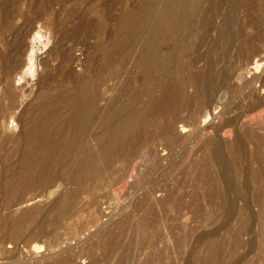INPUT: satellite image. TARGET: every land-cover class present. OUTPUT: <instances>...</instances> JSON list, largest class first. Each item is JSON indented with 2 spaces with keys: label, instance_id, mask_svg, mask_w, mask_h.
<instances>
[{
  "label": "rangeland",
  "instance_id": "374dc122",
  "mask_svg": "<svg viewBox=\"0 0 264 264\" xmlns=\"http://www.w3.org/2000/svg\"><path fill=\"white\" fill-rule=\"evenodd\" d=\"M176 1L0 0V264H264V0ZM175 76L187 93L163 119ZM83 96L70 145L26 172Z\"/></svg>",
  "mask_w": 264,
  "mask_h": 264
},
{
  "label": "bare ground",
  "instance_id": "6f19581e",
  "mask_svg": "<svg viewBox=\"0 0 264 264\" xmlns=\"http://www.w3.org/2000/svg\"><path fill=\"white\" fill-rule=\"evenodd\" d=\"M177 1H178V0H177ZM177 1H176V2H177ZM192 1H193V0H191V2H192ZM180 2H181L183 5L185 4V1L182 2V1L180 0ZM188 2H189V1H188ZM188 2L186 1L187 4H188ZM189 3H190V2H189ZM193 3H194V1L192 2V5H193ZM195 3H196V2H195ZM195 3H194V7H195ZM175 4L177 5L178 2L175 3ZM182 4H181V5L178 4V6L181 7ZM221 4H222V3H221ZM185 5H186V4H185ZM222 5H223V4H222ZM186 6H187V5H186ZM190 6H191V5H190ZM196 6H197V5H196ZM194 7H193V8H194ZM219 7H220V6H219ZM181 8H184V9H185V6H184V7L182 6ZM186 8H187V10H188V6H187ZM179 10H180V9H179ZM182 11H184V10L182 9ZM185 11H186V10H185ZM185 11H184V12H185ZM192 11H193V9H192ZM177 12H178V11H177ZM187 12H188V11H187ZM175 13H176V12H175ZM178 13H179V12H178ZM184 14H186V13H184ZM187 14H188V13H187ZM189 14H191V12H189ZM189 14H188V15H189ZM175 15H176V14H175ZM177 15H178V14H177ZM177 15H176V16H177ZM180 15H183V12H182V14H181V11H180L179 16H180ZM188 15H185V16H188ZM176 16H175V17H176ZM177 17H178V16H177ZM177 17H176V19H177ZM173 18H174V17H173ZM187 18H189V17H187ZM176 19H175V20H176ZM178 19H179V17H178ZM178 19H177V20H178ZM175 20L173 19L172 22L175 21ZM177 20H176V21H177ZM183 20H184V19H183ZM176 21H175V22H176ZM213 21H214V20H213ZM180 22H182V16H181V21H180ZM180 22H179V23H180ZM174 24H175V25L177 24L176 26H178V22H177V23H174ZM181 24H182V23H181ZM181 24H179V25H181ZM161 26H162V25H161ZM168 26H170L169 28H171V25H168ZM168 26H167V28H168ZM172 26H173V25H172ZM163 27H164V26H163ZM174 27H175V26H174ZM162 29L165 30L164 32H166V29H164V28H162ZM158 30L160 31L161 29H157V31H158ZM163 30H162V31H163ZM168 30H169V29H168ZM172 30H173V27H172ZM155 31H156V30H155ZM162 31H160V32H161V33H160L161 36H163V35H162V33H163ZM169 31H170V30H169ZM169 31H168V32H169ZM168 32H167V33H168ZM172 32L174 33V31H172ZM175 32H176V31H175ZM156 33H157V32H156ZM173 33L170 34V35L173 36V35H174ZM152 34H153V32H152ZM175 34H176V33H175ZM154 35H155V34H154ZM158 35H159V34H158ZM164 35H166V34H164ZM131 36H132V35H131ZM131 36H130V38H131ZM150 36H151V35H150ZM152 36H153V35H152ZM152 36H151V37H152ZM156 36H157V35H156ZM175 36H176V35H175ZM134 37H135V36H134ZM151 37H148V39L150 38L149 41L152 40ZM159 37H160V36H159ZM159 37H158V38H159ZM163 37H164V36H163ZM165 37H166V36H165ZM165 37H164L165 40L163 39L162 41H166V38H165ZM167 37H169V36H167ZM40 38H41V36H40L39 34L35 33V34L32 36L30 42H31V43H35V42L38 41ZM135 38H136V37H135ZM156 38H157V37H156ZM133 39H134V38H132V39H130V40L128 39V41H131V40H133ZM146 39H147V38H146ZM148 39H147V41H148ZM161 39H162V38L160 37V40H161ZM154 41H155V40H154ZM131 42H132V41H131ZM131 42H129V43H131ZM156 42H157V40H156ZM159 42H160V41H159ZM159 42H158V44L156 43L158 46L161 45ZM129 43H127V44H129ZM150 43L152 44V43H153V40H152V42H150ZM161 43H162V42H161ZM163 43H164V42H163ZM144 44L147 46L148 42L146 43V41H145ZM144 44H143V45H144ZM153 44H155V43H153ZM153 44H152V45H153ZM165 44H166V42H165ZM165 44H164V46H165ZM188 44L190 45L189 42H188ZM188 44H187V45H188ZM192 44H193V43H192ZM145 45H144V46H145ZM149 45H150V44H148V46H149ZM152 45H151V46H152ZM187 45H186V46H187ZM189 45H188V47H189ZM193 45H195V44H193ZM23 46H24V43H23ZM146 46H145V48H144L143 50H142V49H141V50H142V51L146 50V48H147ZM151 46H149V48H150ZM153 46H155V45H153ZM158 46H156V47H158ZM191 46H192V45H191ZM130 47H131V46L129 45V48H130ZM156 47H155V49H156ZM166 47H167V46H166ZM168 47H169V46H168ZM170 47H171V46H170ZM170 47H169V48H170ZM199 47H200V46H199ZM131 48H132V47H131ZM142 48H143V46H142ZM149 48H148V50H149ZM153 48H154V47H153ZM164 48H165V47H164ZM189 48H190V47H189ZM191 48L194 50L193 47H191ZM158 49H160V48H158ZM184 49L186 50L185 47H184ZM148 50H147V51H148ZM153 50H154V49H153ZM163 50H164V49H163ZM168 50H169V49H167V52H168ZM173 50H174V49H173ZM190 50H191V49H190ZM198 50H199V49H198ZM160 51H161V50H155V51L153 52V51H152V48H151V53L149 54V58L147 59V60H148V63H147L148 65H150V64L153 63V62H155V60H156V61H159V60H157V59H159L158 57H159L160 54H161ZM17 52H18V51H17ZM140 52H141V51H140ZM169 52H172V50H170ZM182 52H184V51H182ZM193 52H194V51H193ZM196 52H197V51H196ZM141 53L143 54L144 52H141ZM146 53H147V52H146ZM146 53H145V54H146ZM172 53H173V52H172ZM172 53H171V54H172ZM191 53H192V50H191ZM16 54H17V53H15V51H14V49H13V50L10 52L9 56H8V60L10 61V60H12L13 57H16ZM145 54H144L143 56H144L145 58H147V55H145ZM169 54H170V53H169ZM169 54H168V56H169ZM193 54H194V53H193ZM32 55H33V51L31 50V51L29 52L28 56H27V59H26V65H25V67L23 68V70L20 72L22 76L27 75V73H28L29 71L31 72V69H32ZM166 55H167V54H166ZM182 55H183V53H182ZM184 55H185V53H184ZM162 56H163V55H162ZM174 56H175V55H174ZM216 56H217V55H216ZM216 56H215V57H216ZM140 57H141V59L143 58L142 56H140V53H139V58H140ZM166 57H167V56H166ZM166 57H165V58H166ZM195 57H197V56H194V58H195ZM201 57H202V56H201ZM203 57H204V56H203ZM162 58H163V57H162ZM165 58H163V59H165ZM174 58H175V57H174ZM191 58H193V57H191ZM194 58H193V59H194ZM197 58H199V56H198ZM209 58H210V57H209ZM141 59H139L140 61H138V62H141V61H142ZM167 59H168V57H167ZM170 59H171V58H170ZM170 59H168V61H169ZM175 59H177V58H175ZM200 59H201V58H200ZM203 59H204V58H202L201 60H203ZM211 59H212V58H211ZM211 59H209L208 62H209V63L211 62V63L214 64V62H216V61H213V62H212V61H210ZM216 59H217V58H216ZM144 60H146V59H144ZM165 60H166V59H165ZM172 60H174V59H172ZM172 60H171V61H172ZM178 60H179V58H178ZM178 60H177V61H178ZM190 60H191V59H189V61H190ZM198 60H199V59H198ZM198 60H197V61H198ZM136 61H137V60H136ZM160 61H161V60H160ZM181 61H182V60H181ZM191 61H192V60H191ZM191 61L188 62V63H191ZM197 61H196V62H197ZM217 61H218V59H217ZM143 62H144V61H143ZM172 62H173V61H172ZM175 62H176V60H175ZM175 62H174V64H175ZM178 62L180 63V61H178ZM192 62H193V64L195 63L194 61H192ZM205 62H206V60H205ZM208 62H207V64H209ZM136 63H137V62H136ZM156 63H157V62H156ZM162 63H163V62H162ZM165 63H167V62L165 61ZM176 63H177V62H176ZM179 63H177V67H178V64H179ZM219 63H220V62H217V63H216V64H217V66H216L217 68H218V64H219ZM140 64H142V63H139V65H140ZM143 64H146V63H143ZM143 64H142V66H143ZM172 64H173V63H172ZM205 64H206V63H205ZM213 64H212V65H213ZM137 65H138V64H137ZM153 65H154V64H153ZM157 65H159V63H158ZM157 65H156V68H157ZM163 65H164V64H163ZM167 65H168V63H167ZM169 65H170V62H169ZM190 65H191V64H190ZM190 65H186V67L189 66V68H190ZM194 65H195V64H194ZM209 65H210V64H209ZM142 66H141V67H142ZM151 66H152V64H151ZM154 66H155V65H154ZM154 66H153V67H154ZM172 66H173V65H172ZM191 66H192V65H191ZM219 66H220V65H219ZM138 67H139V66H138ZM159 67H160V66H159ZM163 67H166V66H163ZM168 67L170 68L171 66H168ZM192 67H193V66H192ZM206 67H207V66H206ZM213 67H214V65L212 66V68H211V67H208L209 69L206 68V71H207V69H208L207 72H210V73H211V69L214 70V69L216 68V67H215V68L213 69ZM145 68H146V67H145ZM173 68H174V67H173ZM175 68H176V67H175ZM175 68H174V69H175ZM210 68H211V69H210ZM220 68H221V67H220ZM141 69H142V68H141ZM159 69L162 70L161 67H160ZM167 69H168V68H167ZM187 69H188V68H186V70H187ZM148 70H149V69H148ZM148 70H147V72H148ZM151 70H153V69H151ZM170 70H171V69H170ZM170 70H169V71H170ZM175 70H177V69H175ZM175 70H174V71H175ZM186 70H185V72L189 71L190 69L187 70V71H186ZM193 70H194V69H193ZM203 70H205V69H203ZM203 70H202V69L200 70V74H202L201 71H203ZM209 70H210V71H209ZM215 70H216V69H215ZM215 70H214V73H213V74L217 73V75H218V71H220V69H217V70H216L217 72H215ZM154 71H156V69H155ZM154 71H153V72H154ZM162 71H164V70H162ZM162 71H161V74H163ZM169 71H168V72H169ZM198 71H199V70H198ZM198 71H197V72L195 71V72L198 73ZM206 71H205V72H206ZM143 72H144V67H143ZM158 72H159V71H158ZM165 72H166V71H165ZM171 72H173V70H171V71L165 76V78H166L169 74H171ZM175 72H176V71H175ZM175 72H174V73H175ZM177 72H178V70H177ZM177 72H176V73H177ZM189 72H190V71H189ZM191 72H192V71H191ZM195 72H194V73H195ZM32 73H33V72H32ZM144 73H145V72H144ZM148 73H149V72H148ZM148 73H146V74H148ZM151 73H152V71H151ZM176 73H175V74H176ZM181 73L183 74L184 72H181ZM181 73L178 72V74H181ZM192 73H193V72H192ZM196 73H195V74H196ZM210 73H209V75H212V74H210ZM142 74H143V73H142ZM187 74H188V73H187ZM195 74H194V75H195ZM207 74H208V73H207ZM172 75H173V74H172ZM172 75H171V76H172ZM184 75H185V74H184ZM189 75H190V73H189ZM144 76H146V75H144ZM173 76H174V75H173ZM178 76H179V75H178ZM181 76H183V75H181ZM185 76H186V75H185ZM187 76H188V75H187ZM187 76H186V77H187ZM191 76H192V75H191ZM191 76H188V78L191 77ZM195 76H196V75H195ZM198 76H200V75H198ZM204 76H205V75H204ZM204 76H203V77H204ZM207 76H208V75H207ZM214 76L216 77V75H214ZM175 77H177V76H175ZM175 77H174V78H175ZM192 77H194V76H192ZM201 77H202V76H201ZM210 77H211V76H210ZM165 78H164V80H165ZM170 78H171V80L174 79V78L172 79V77H170ZM177 78H179V77H177ZM194 78L196 79L197 77H194ZM199 78H200V77H199ZM211 78H212V77H211ZM180 79H181V78H179V80H180ZM186 79H187V78H186ZM191 79H192V78H191ZM195 79H193V80H191V81L194 82ZM203 79H204V78H203ZM208 79H209V76H208V78H206V76H205L204 81H205V80H208ZM164 80H162V82H163ZM179 80H178V81H179ZM187 80H188V79H187ZM187 80H186V81H187ZM199 80H201V78H200ZM211 80H212V79H210V81H211ZM167 81H168V80H167ZM178 81H177V82H174V81H173V82H174V84H176V83H178ZM184 81H185V80H184ZM189 81H190V80H189ZM189 81H188V82H189ZM191 81H190V82H191ZM201 81H202V80H201ZM204 81H203V82H204ZM169 82L171 83L170 80H169ZM169 82H168V83H169ZM180 82H182V81L180 80ZM193 82L190 83V87H191V85L194 86V84H195L194 87L197 86L196 88H199V83H201V82H199V81H197V80H195L194 83H193ZM207 82H208V83H207ZM207 82H206L207 84L205 83L206 85L209 84V80H208ZM163 83H165V82H163ZM163 83H162L161 86H163ZM168 83H167V84H168ZM170 83H169V84H170ZM167 84H166V85H167ZM171 84H173V83H171ZM178 84H179V83H178ZM178 84H176V85H178ZM182 84H183V82L181 83V86L179 85V86L181 87V88H180V87H179V88L182 89V90L176 92V90H177V89H176V90H174L175 92H174L173 94L170 93V95H169V92H171V91H170L171 89H170L169 91L167 90L166 92L162 93V94H163L162 96L160 95V96H161V102H160V104H159L160 106L158 105V106L156 107V109L154 108L155 110L152 109L153 107L151 108V111H154L153 114H155V112H156V113L159 114L160 116L162 115L161 117H163V116L165 117V116L168 115L169 113H172V114L174 113V114H175V117H176V113L179 112V110L177 111V109H178V108L180 109V106H179V105H180V103L182 102V99H181L182 94L185 93V92H184V89H183V87H182ZM186 84L188 85L189 83L186 82ZM201 84H202V83H201ZM201 84H200V85H201ZM205 84H204V85H205ZM158 85H159V83H158ZM187 85H186V87H187ZM209 85H210V84H209ZM212 85H213V84H212ZM263 85H264V84H263ZM159 86H160V85H159ZM168 86H169V85H168ZM168 86H166V87H168ZM170 86H173V85H170ZM170 86H169V88H170ZM183 86H185V84H184ZM201 86L203 87V85H201ZM190 87H187V90H189ZM204 87H205V86H204ZM204 87H203V92H204V90H205ZM164 88H165V87H164ZM176 88H178V87L176 86ZM191 88H193V87H191ZM191 88H190V89H191ZM206 88H208V87H206ZM160 89H163V87H162V88L160 87ZM172 89H175V88H172ZM208 89H209V88H208ZM208 89H207V90H208ZM210 89H211V86H210ZM210 89H209V90H210ZM163 90L165 91V89H163ZM178 90H179V89H178ZM187 90H186V91H187ZM191 90H192V89H191ZM193 90H195L197 93L199 92L197 89H193ZM209 90H208V91H209ZM201 91H202V89H201ZM161 92H162V91H160L159 93H161ZM172 92H173V90H172ZM203 92H202V93H203ZM206 92H207V91H206ZM210 92H211V90H210ZM186 93H187V92H186ZM186 93H185V94H186ZM192 93H193V92H192ZM202 93H201V96L203 97V95H204L205 92H204L203 94H202ZM207 93H209V92H207ZM185 94H184V95H185ZM193 94H194V93H193ZM198 94H200V92H199ZM198 94H197V96H196V95H195V96L198 97ZM209 94H210V93H209ZM211 94H212V92H211ZM158 95H159V94H158ZM169 96H170V98H169L168 100H171L170 102L166 99V98L169 97ZM186 96H188V95H186ZM186 96H185V97H186ZM201 96L199 95L200 98H198V99H201ZM205 96H206V95H205ZM205 96H204V97H205ZM207 96H208V95H207ZM207 96H206V97H207ZM204 97H203V98H204ZM156 98H157V97H156ZM187 98H188V97H187ZM190 98H191V97H190ZM190 98H189V99H190ZM193 98H194V97H193ZM208 98H209V96H208ZM158 99H159V98H158ZM158 99H157V102L160 100V99H159V100H158ZM189 99H188V100H189ZM191 99H192V98H191ZM194 99L196 100L197 98H194ZM204 99H205V98H204ZM206 99H207V98H206ZM153 101H154V100H153ZM153 101H152V102H153ZM185 101H186V100L183 99V102H184V103H185ZM191 101H194V100L192 99V100H190V102H191ZM196 101H197V100H196ZM201 101H202V100H201ZM201 101H199V102L202 103ZM92 102H94V100H91V98H89L88 96H83L82 98H80V99L78 100L77 105H76V108H75V109H74V110H73V111H72V112L66 117V120H65V123H64V126H63V127H54V128H52V129H47V130H49V132L46 134L45 138L43 137L42 140H43L44 142H39L40 145H41V147H42V148H40V152H37V151L35 150V152H33V153L27 155V156L25 157L24 161H23V167H24V169H25L26 172H27V171H28V172H31V171H33V170L35 169L36 166H41V165H43L44 168H47V166H49V165L51 164V162L53 161V159L55 158V156H56V155H55L56 150H58V149L61 147V144L59 143V139H62V138L64 139V137H67V138L69 139V142L65 145V147H64L63 149L67 148V147L70 145V141H71L72 137H74L75 134H76V132L79 131V130L81 129V125H82V123H83V121H84V119H85V116H86V106L89 105V104H91ZM208 102H209V101H208ZM153 103H155V102H153ZM184 103H183V104H184ZM188 103H189V102L187 101V105H186V107L188 106ZM200 103H198V105H199ZM203 103H204V102H203ZM203 103H202V104H203ZM206 103H207V102H206ZM206 103H205V107H206ZM189 104H190V103H189ZM155 105H157V103H156ZM191 105H192V104H190V106H191ZM195 105H197V104H195ZM195 105H194V106H195ZM208 105H209V104H208ZM208 105H207V106H208ZM151 106H152V104H151ZM151 106H150V107H151ZM153 106H154V105H153ZM184 106H185V105H184ZM148 107H149V106H148ZM154 107H155V106H154ZM192 107H193V106H192ZM192 107H191V108L189 107V108L192 109ZM205 107H203V109H204ZM183 108H184V107H183ZM189 108H187V109H188V112H189ZM195 108H196V106H195ZM198 108L200 109V106H197V109H198ZM206 108H207V107H206ZM206 108H205V109H206ZM149 109H150V108H149ZM181 110H183V109H181ZM184 110H186V109H184ZM184 110H183V111H184ZM192 110H193V109H192ZM192 110H191V111H192ZM195 110H196V109H195ZM191 111H190V113H192ZM196 111H197V110H196ZM196 111H195V112H196ZM199 111H200V110H199ZM147 112H148V111H147ZM175 112H176V113H175ZM186 112H187V111H186ZM195 112H194V113H195ZM197 112H198V111H197ZM197 112H196V113H197ZM200 112H202V105H201V111H200ZM149 113H151V112H149ZM149 113H148V114H149ZM180 113H181V112H180ZM151 114H152V113H151ZM192 114H193V113H192ZM198 114H199V112H198ZM201 114H202V113H201ZM155 115H156V114H155ZM159 115H157V116L159 117ZM180 115H181V114H180ZM157 116H156V117H157ZM170 116H171V114H170ZM173 116H174V115H173ZM173 116H172V118H173ZM177 116H179V115H177ZM189 116H190V115H189ZM198 116H199V115H198ZM198 116H196V115L194 114V118H195V117H198ZM144 117H145V116H144ZM149 117H150V116H149ZM153 117H155V116H152L151 118H153ZM158 117H157V118H158ZM164 117H163V119H164ZM175 117H174V119H175ZM181 117H182V116H181ZM201 117H202V116H201ZM166 118H167V117H166ZM166 118H165V120H166ZM172 118H171V119H172ZM191 118H192V117H191ZM194 118H192V119H194ZM198 118H199V117H198ZM154 119H156V118H153V120H154ZM160 119H161V118H159L158 121H159ZM163 119H162V120H163ZM168 119H170V118H168ZM177 119H178V121H179V117H178ZM162 120H160V121H162ZM180 120H181V118H180ZM183 120H185V119H183ZM183 120H182V121H183ZM189 120H190V119H189ZM194 120H195V119H194ZM156 121H157V120H156ZM158 121H157V122H158ZM166 121H167V122H166ZM166 121H165L164 123H168V120H166ZM172 121H173V120H172ZM185 121H186V120H185ZM152 122H153V121H152ZM154 122H155V121H154ZM170 122H171V121H170ZM174 122L177 123L176 119L174 120ZM180 122H181V121H180ZM155 123H156V122H155ZM158 123L160 124V122H158ZM162 123H163V122H162ZM162 123H161V125L164 126V129H166L167 127L170 128V126H171V125H169V126L166 125L167 127H165V124L163 125ZM172 123H173V122H172ZM140 124H143V123H140ZM148 124H150V123H148ZM156 124H157V123H156ZM173 124H174V123H173ZM154 125H155V124H154ZM152 126H153V125H152ZM173 126H174V125H173ZM173 126H172V127H173ZM141 127H142V126H140V128H141ZM150 127H151V125H150ZM169 128H168V131H169ZM142 129H145V128L142 127ZM171 129H172V128H171ZM143 131H144V130H143ZM165 131H167V130H165ZM168 131H167V132H168ZM139 132H140V129H139ZM139 132H138V129H137V128H136V129L134 128V129H132V130L130 131V134H129V135L131 136V134H132L131 137L134 139V141H136L135 139L138 138L137 136H138V133H139ZM140 133H143L142 130H141ZM129 135H128V136H129ZM125 136H126V135H121V136H119L118 139H117V140H119V141H117V140H116V141H117V142H120V141H121L120 143H122V141H125V142H126V140H124ZM139 136H140V134H139ZM141 136L143 137L142 134H141ZM127 138H128V137H127ZM127 138H126V139H127ZM138 139H140V138H138ZM141 139H142V138H141ZM127 140H128V139H127ZM130 140H131V139H130ZM137 141H138V142H137L138 144H139L140 142H141V143L144 142L143 139H142L143 142L140 141V140H137ZM139 141H140V142H139ZM125 142H123L122 145H123ZM130 143L133 144L134 142L131 140ZM115 144H116V143H115ZM115 144H113V145H115ZM117 144H118V143H117ZM127 145H128V144H127ZM127 145H126V143H125L123 146L127 147ZM130 145H131V144H130ZM134 145L137 146V145H136V142H135V144H133V146H134ZM135 146H134V147H135ZM127 148H128V147H127ZM108 151H110V149H108ZM111 152H112V150H111ZM109 153H110V152H109ZM109 153H108V154H109ZM113 153H114V152H113ZM111 155H112V153H111ZM108 156H109V155H108ZM41 167H42V166H41ZM263 167H264V166H263ZM261 170H262V169H261ZM261 170H260V172H261ZM263 171H264V170H263ZM259 174H260V173H259ZM257 175H258V174H257ZM257 175H256V176H257ZM261 175H263L262 172H261ZM209 180H210V179H209ZM212 181H213V180H212ZM212 181H211V183H212ZM208 182H209V181H208ZM206 183H207V182H206ZM209 184H210V183H209ZM216 192H217V191H216ZM24 212H25V211H24ZM262 213L264 214V209H263V212H262ZM149 223H150V222H149ZM147 225H148V224H147ZM145 227H146V226H145ZM112 242H113V241H112ZM213 264H214V263H213Z\"/></svg>",
  "mask_w": 264,
  "mask_h": 264
}]
</instances>
